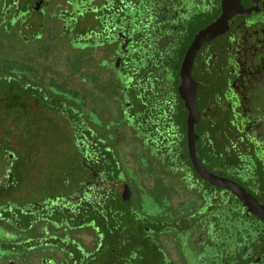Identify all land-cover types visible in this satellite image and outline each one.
Masks as SVG:
<instances>
[{
	"label": "trees",
	"instance_id": "1",
	"mask_svg": "<svg viewBox=\"0 0 264 264\" xmlns=\"http://www.w3.org/2000/svg\"><path fill=\"white\" fill-rule=\"evenodd\" d=\"M186 5L181 0H124L110 13L114 19L96 23L98 33L105 29L99 37L79 36L69 23L60 37L73 47L81 43V50L92 51L95 59L107 57L101 78L111 80L112 87H101V108L90 115L72 101H40L49 122L62 129V148L52 157L66 160L57 173L69 194L64 206L55 203L47 211L52 204L42 203L21 216L29 218L30 226L32 213L54 209L53 219H65L69 230L93 225L100 264H184L182 258L189 264H219L220 255L240 253L258 229L238 198L197 174L188 154L187 112H182L177 90L185 47L193 37L182 31L194 23L191 13L181 15L180 6ZM19 93L36 99L28 89ZM21 111L0 121V136L7 154H25L29 164L47 155L45 147L27 150L33 145L31 122L28 111ZM205 133L197 149L209 171L219 167L225 170L219 175L231 179L235 169L245 171L242 161L228 164L231 157L216 149V130L211 128V144ZM35 134L39 138L42 130ZM19 183L13 176L0 182V191H16ZM258 183L264 190V180ZM159 244L167 248L165 254ZM177 247L179 255L174 254Z\"/></svg>",
	"mask_w": 264,
	"mask_h": 264
},
{
	"label": "flooded vegetation",
	"instance_id": "2",
	"mask_svg": "<svg viewBox=\"0 0 264 264\" xmlns=\"http://www.w3.org/2000/svg\"><path fill=\"white\" fill-rule=\"evenodd\" d=\"M181 1L187 4L186 9L180 6L181 15L191 13L194 15L191 21L194 23L191 28L185 27L182 30L184 34L193 37L185 47L180 68L195 36L222 14V0ZM123 2L124 0H0V16L15 18V21L31 18L37 21H51L55 25L58 24L59 29L56 30L61 37L66 34L69 23L71 32L92 38L99 37L100 32L103 33L105 29L99 33L97 29L91 35L89 33L91 29L87 30V26L114 19L110 13L114 11L116 5H122ZM96 49L101 50L100 48L94 50ZM192 76L198 84L197 102L201 116L196 126H199V132L207 131L210 137L211 128L217 131V138L214 139L218 140L217 145L225 151L234 152L231 158L226 159L227 163L233 164L240 160L247 167L245 171L235 169L232 180L240 182L241 185L243 183L242 186L264 205V190L258 188L257 182L260 179L264 180V7L257 12L240 16L224 34L203 44L194 60ZM180 84L181 78L177 87L179 98ZM180 100L183 102L182 112L184 114L185 110L188 118L185 103L181 98ZM200 133H197L199 135L197 146L201 142ZM247 155L250 156L249 159L245 157ZM250 167L254 168L256 173L258 170V180H252ZM214 170L216 169L214 168L212 173L219 175ZM10 194L11 191H0V196H6L5 200ZM6 202L12 203L9 199ZM49 203L52 206H48L47 211L52 209L55 203L64 206L66 200L60 196ZM241 204L245 214L256 221L258 229L252 232V239L247 238L248 241L243 244L240 253L220 255L219 257L223 258H220L219 264H264V221L253 213H248V207H245L242 201ZM37 207L35 206V209ZM2 210H0V264H89L93 258H98L96 254L98 245L96 249L92 248L89 251L86 247L82 248L78 242L74 244V239H71L73 246H67L71 240L65 235V219H61L62 222L51 220L50 214L47 216L46 213H42L39 217L32 213L28 226L26 221L29 218L25 216L22 217L25 222L20 223L22 211H12L10 207H3ZM23 213L26 214V211ZM43 220L46 223L38 232H45L49 224L55 226L57 230L55 236L46 238L49 241L45 240L47 241L45 246L49 245L48 250L51 251L52 245V254L38 257L36 253L40 245L28 248L25 246L21 252L14 251L13 243L21 245L22 241H28L30 238H18L20 232H10L6 225H13L12 229L21 228V231L28 232L32 223H40ZM26 224L28 227L24 226ZM95 242L96 240L92 238L88 243L93 247Z\"/></svg>",
	"mask_w": 264,
	"mask_h": 264
},
{
	"label": "rangeland",
	"instance_id": "3",
	"mask_svg": "<svg viewBox=\"0 0 264 264\" xmlns=\"http://www.w3.org/2000/svg\"><path fill=\"white\" fill-rule=\"evenodd\" d=\"M15 20V18L0 16V121L2 122V119L6 120L9 116H20L21 109L28 111L31 122L29 137L32 136L31 143L33 145L26 146L27 150L45 147L43 153L47 155L46 158H33L31 164H27L25 154H21L20 158L14 156L11 158L10 154L6 152V140L0 136V182L7 183L9 171L12 173V179L14 176V180L20 182L15 185L19 188L16 191L7 190L11 191V194L6 200L9 199L12 203L8 204L6 202L5 195L0 196V210L3 207H10L12 211L21 210L23 213L27 210L33 211L35 206L39 207L43 202L47 205L51 200H55L60 196L66 200V196L69 194L65 190V185L60 182L61 176L57 173L61 165L64 166L66 160L52 157L54 155L52 151L58 148L61 150L62 148L58 137L62 129L49 122V117L43 111L40 101H44L47 105H57L65 100L72 101L75 102V107L79 112L85 109V115H90L91 112L98 113V109L101 108L98 103L100 99L98 93L101 87L105 86L109 89L112 87V83L111 80L104 81L101 78L104 77L105 69L102 67L105 62L107 63L108 58L101 59L100 56H97L95 59L92 51L81 50L83 48L81 43L73 47L69 41H63L57 32L58 30H56V28L59 29L58 24L55 25V23L46 20L37 21L33 18ZM87 28V30L91 29L89 33L93 35L92 33L97 31L98 26L91 24ZM22 89H28L35 93L36 99L21 95L19 92ZM17 122L15 125L19 130L21 124L19 120ZM39 129L42 130V134H38L41 136L33 138L36 135L35 131ZM209 140L211 144L212 138L210 137ZM220 147L217 145L216 149L220 150ZM222 150L225 152L224 155L232 157L233 151L228 150V154L224 149ZM245 157L249 159L250 156ZM32 167H37L38 172H32ZM215 169V173H223V170L219 167ZM249 169L252 173V180H258V170L256 173L254 168L250 167ZM234 172L235 170L231 174ZM44 173H46V177H44ZM41 214H39V217ZM46 214L47 216L50 214L49 218L51 220L56 218L53 211ZM23 222L25 220L21 216L20 223ZM44 223H46L44 220L40 223H32V227L28 232L21 231L20 227V230H17L16 228L12 229L13 225H6L10 232H20L18 238H30L28 241H22L21 245L10 241L15 247L14 251L21 252L25 246L28 248L40 245L38 247L39 251L36 253L38 257L51 253L53 247L51 245V251L48 250L49 245L45 246V243L49 240L46 238L55 236L57 230L55 226L49 224L45 232H38L45 225ZM20 226L22 225L20 224ZM24 226H27V224ZM65 228V235L71 237L70 240L74 239V244L78 242L82 248L86 247L89 251L92 248L96 249L98 230L94 229L93 225H86L75 231L73 229L69 230L67 225ZM6 232L2 231V233ZM92 238L96 240L93 247L89 243H85L90 242ZM51 241L55 240L51 239ZM72 241L67 243L68 247L73 246ZM158 246L159 251L165 254L167 248H164L162 244ZM169 250L171 251V249ZM174 254H180L178 247ZM182 261L184 264H189L188 260L185 261V258H182ZM172 262L176 264L177 260ZM89 264H100V256L99 259L93 258Z\"/></svg>",
	"mask_w": 264,
	"mask_h": 264
},
{
	"label": "water",
	"instance_id": "4",
	"mask_svg": "<svg viewBox=\"0 0 264 264\" xmlns=\"http://www.w3.org/2000/svg\"><path fill=\"white\" fill-rule=\"evenodd\" d=\"M263 7L264 0H222L221 16L199 31L185 54L180 68L181 84L179 86V95L188 110V154L197 174L211 185L229 190L236 198L243 202L245 207H248V213H253L264 221V205L260 204L257 198L249 193L240 183L210 172L198 156L197 143L199 135L195 127L200 122L201 113L197 102L198 84L192 76L194 60L203 44L224 34L240 16L246 13L257 12ZM10 157L12 158V154H10ZM8 176L9 180H11L12 173L10 171Z\"/></svg>",
	"mask_w": 264,
	"mask_h": 264
}]
</instances>
